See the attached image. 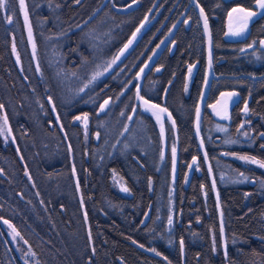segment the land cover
I'll list each match as a JSON object with an SVG mask.
<instances>
[{
  "label": "trees",
  "instance_id": "obj_1",
  "mask_svg": "<svg viewBox=\"0 0 264 264\" xmlns=\"http://www.w3.org/2000/svg\"><path fill=\"white\" fill-rule=\"evenodd\" d=\"M131 1L26 0L39 75L27 48L17 0H7L0 9V105L29 173H24L16 149L0 133V215L14 222L33 252L32 262L38 264H264V169L225 153L248 155L264 163V10L250 21L244 35L225 37L224 18L229 8L236 4L252 7L253 0H198L209 21L213 70L218 74L210 82L207 102L220 90L237 93L224 131L213 128L214 122H220L207 107L201 120L219 214L193 133L195 104L203 86L205 37L192 6L187 13L191 19L188 27L181 23L174 32L175 49L161 52L141 90L160 101L171 80L165 104L178 136L180 169L175 181L170 178L169 155L161 154L159 127L149 114L136 107L133 110L132 72L189 0H179L178 5L175 0H158V20L144 29L128 52L130 73L98 78L94 92L77 90L81 88L78 68L91 55L115 53L154 0H136L123 13L112 6ZM4 11L11 17L8 23ZM163 21L161 30L155 32ZM109 33L118 35V40H107ZM13 42L22 70L13 60ZM195 59L199 66L185 93V65ZM108 95L113 106L106 113L96 111ZM48 98L63 125L71 156ZM83 110L91 115L90 125L96 126L95 138L81 131L79 121H73V115ZM115 114L118 124L116 120L111 124L108 115ZM120 120L126 128L113 146ZM242 120L249 128L247 138L238 135ZM170 136L174 139L171 128ZM194 154L199 156L202 172L184 187L182 173ZM113 171L123 177L130 192L122 193L113 186ZM147 209L148 218L142 223ZM0 231L3 233L1 227ZM12 257L0 234V264H21L13 252Z\"/></svg>",
  "mask_w": 264,
  "mask_h": 264
},
{
  "label": "rangeland",
  "instance_id": "obj_2",
  "mask_svg": "<svg viewBox=\"0 0 264 264\" xmlns=\"http://www.w3.org/2000/svg\"><path fill=\"white\" fill-rule=\"evenodd\" d=\"M154 2H156V1L154 0L153 3ZM252 5H253L252 7H248V6L246 7L243 4H236V5L231 6V8H229V10L227 11V13L225 15V18H224V36L225 37H239L242 34L244 35V33L248 29L250 21L255 16H257L261 11L264 10V9H261L259 7V5L257 3V0H253ZM156 8H157V6L156 7H152L151 6V9H149V11L153 10V9H156ZM184 8H186V5H184L182 8L180 7L181 10L184 9ZM234 8H236V9H241V8L245 9V12H243V13H241V12H232V9H234ZM149 11H147V13ZM230 12L232 13L231 18L229 17V13ZM247 12H254L255 15L247 18V20H246L247 26L245 27L244 26L245 20L243 18L246 16ZM146 14L141 19L139 25L141 24L142 20L145 18ZM3 15L4 16H8L6 14V11L3 12ZM153 15H154L153 12L150 11L147 21L150 20V18ZM180 16H181V18L179 19ZM179 17H177V19H176V17L173 19V22H171V24L168 26V30L172 28L175 19H176V22H178L179 20H182L183 16L179 15ZM8 18L11 19L9 16H8ZM8 18L6 20L7 23H8ZM137 25L135 26V28L130 33V35L127 38V40H130L133 37V34H136V31L138 29ZM209 28H210V26H209ZM168 30L165 31V33L168 32ZM234 32H239V34L238 35H234L233 34ZM210 34H211V32H210ZM110 37L107 40H118V35L117 36H115V35L112 36V34H110ZM210 37H211V40H212V36L211 35H210ZM205 40L206 39L204 38V44H205ZM261 41H264V37L262 38ZM114 54L115 53L111 52V53H109L107 55L105 53L104 56H103V54H101V56L91 55L84 62V65L78 68V70H77L78 71L77 72L78 73V80L80 81L79 84H80V87H81V88H79V87L77 88V90H81L79 93L87 92V91L94 92L95 88L98 85L97 82H99L98 78H105L106 76H108L110 79H113V78H115L117 76H126L128 74V68L126 67V62H127L126 59L128 57V54L120 62L113 63V60L115 58ZM106 58H107V60H106ZM195 62L196 61L191 62L190 64H188L190 66L191 70L197 68L198 65H196ZM18 65L19 64L17 63V66ZM114 65L118 66V68L112 69V67ZM152 66H154V64H152ZM35 71H36L37 74H39V72H40L39 67L37 69H35ZM110 71H113V73H111V75H109ZM186 72H187V69L185 71V74H186ZM73 76H75V75H73ZM194 76H195V74H194ZM187 80H188V78H187ZM183 89H184L185 93L188 90V88L186 86H184ZM76 94H78V93H76ZM229 94H232V95H229ZM236 98H237V93L234 92V91H231L230 89L229 90L227 89V90L218 91L217 93H215L214 98L211 101L207 102L206 107L208 108L209 112L214 117L219 119V122H220L219 125H217L214 122L213 128L215 130L224 131V129L226 127V123H227V121L229 120V117H230V111H229L230 110V105H231L232 101L236 100ZM116 102H117V104L120 103L121 99L119 98ZM134 104H135V102H134ZM105 107H104V109H105ZM103 110H101V105L97 108L98 112H102ZM78 115H82V113H80ZM43 116H44V114H43ZM0 117H1V119H0V133L5 137V139L10 140L8 129L10 131H12V130H11V128L9 126L7 127L6 119H3L1 114H0ZM120 118H121V116H120ZM108 119H109V121H111V124H113L115 122V120H116L115 124H118L119 115L115 114L114 117L111 116V115H108ZM78 121L80 123H82V119L78 120ZM126 122H127V120H126ZM244 123H245V120H242V125L238 129V135L240 137L247 138L248 133H249V128H248L247 124L246 123L244 124ZM119 124H120V130H119L118 134L116 135L117 139H116L115 142H113V146H116V144L118 142V139L120 140V136H122L124 134V131H125L124 128H126L125 127L126 123L123 120H120ZM80 128H81V126H80ZM111 131H112L111 129L108 130V133L111 132ZM89 134H90V132H89ZM86 135H88V134H86ZM116 136H115V138H116ZM170 137H171V140H170L169 144H170V147L173 148L174 140H173L172 136H170ZM175 148H176V145H175ZM112 150H113V148H111V152H112ZM141 151H143V150H141ZM225 153L227 155L233 156L234 158H236L237 160H239L242 163H250V164L252 163V164H255V165L261 167V163L262 162H260L256 158L254 159L256 162H253L252 159H247V160L240 159V157H249L248 155L237 154L235 152H225ZM249 158H251V157H249ZM261 168L264 169V167H261ZM182 174L184 175V172ZM111 181H112L113 186L116 187L119 191L126 192V191H124V189H127V186H126V184H124L123 177L120 174H118L117 172L113 171L111 173ZM12 207H14V206L12 205ZM1 228L5 232L8 242L12 245L13 254H15V257L18 260H21L23 262L22 264H33V262H32V260L34 258L33 252L31 251L30 247L27 246V244H26L27 240L22 235V233L20 231H18L17 229H14L11 226V224H8V223L3 224L1 226ZM17 233H18V235H17ZM222 245H223V251H224V249L226 248L225 241H224V243ZM23 246H24V248H23ZM32 256H33V258H32Z\"/></svg>",
  "mask_w": 264,
  "mask_h": 264
},
{
  "label": "water",
  "instance_id": "obj_3",
  "mask_svg": "<svg viewBox=\"0 0 264 264\" xmlns=\"http://www.w3.org/2000/svg\"><path fill=\"white\" fill-rule=\"evenodd\" d=\"M17 3H18V6H19V11H20V16H21V20H22L24 35H25V38L27 40L29 52H30V55H31V57L33 59L34 64L36 65L37 61H36V54H35V41H34L35 38H34L33 28H32L31 22H30V16H29V11H28V8H27L26 0H23V6L21 5L20 0H17ZM134 4H135V2L132 1V2H129V3L125 4V5H123V6H117V8L120 9V10H126V9L132 8L134 6ZM154 4H155V2L153 3L152 6H154ZM194 5H195V7H197V9L199 11V15H200V18H201L202 26H203L204 31H205L204 18L206 17V14L203 11V15H202L201 10H203V9L200 7V5L197 3L196 0L194 1ZM25 12L27 13V20L25 19ZM181 15H183V12H182ZM146 16L142 20L141 24L146 19ZM180 18H181V16L179 17V19ZM178 22H175L173 24V28L170 29V32L166 33L164 38L158 43V45L153 50L151 57L148 59L147 62H145L142 65V67L139 70L140 73L138 74L139 75V79L141 78V75L144 73V71L151 65V63L157 57V55L163 49V47L168 43V40L172 36V32H173L174 28L177 26ZM29 29H31V32H29ZM204 33L206 35V40H207V65H206V71H205V77H204V81H203L202 90H201V93H200V96H199V100H198V104H197V109H199V116H197V110H196L194 129H195V134L197 135V138H198V145L200 146L201 151L203 153V156H204V159H205V163H206V168H207V171H208V173L210 175V178H211V181H212V184H213V187H214V191H215V183H214L212 170H211V167H210V164H209V160H208V157H207V154H206V151H205L202 139H201V135H200V132H199V121H200L202 110H203V108L205 106L206 92H207V89H208V86H209V83H210V79L212 77L216 76L214 74L213 70H212V64H211V37H210L209 25H208V30L205 31ZM13 55H14L16 61L18 62L17 54L15 52H13ZM141 69H143L144 71L141 72ZM139 84H140V82H138L137 87H135L136 94H137V89L139 88ZM137 96H138L139 100L141 101L142 106L146 110H150V111H153L154 113H156V116L159 117V119H161L162 115L164 113H166V111H163V112L160 111V109H165V108L161 107L159 104H157V103L153 104V102H151V101H149L147 99H144V98L140 99L141 96L139 95V93H138ZM145 100L148 101L147 105L144 103ZM104 102H103V104H104ZM151 105H158L159 107L158 108H152ZM166 114L169 115L168 113H166ZM6 124H7V120H6ZM7 127H8V125H7ZM8 131H9V129H8ZM9 134L11 136L10 131H9ZM175 169H176V156L173 159V173L175 172ZM72 170H73V168H72ZM73 174L75 176L74 170H73ZM74 178H75L74 182H75V185H76L78 199H79V202H81V195H80L79 187H78V184H77V180H76V177H74ZM146 218H147V213L145 214L142 222H144L146 220ZM219 218H220V222H222L221 216H219Z\"/></svg>",
  "mask_w": 264,
  "mask_h": 264
},
{
  "label": "snow or ice",
  "instance_id": "obj_4",
  "mask_svg": "<svg viewBox=\"0 0 264 264\" xmlns=\"http://www.w3.org/2000/svg\"><path fill=\"white\" fill-rule=\"evenodd\" d=\"M77 2H79V0H77ZM6 3H7V0H0V9H3V8H5V6H6ZM20 3H21V5L23 6V0H20ZM257 3H258V5H259V7L261 8V9H264V0H257ZM232 12H241V13H243V12H245V9H236V8H234V9H232ZM201 13H202V15H203V10H201ZM253 15H255V13L254 12H247L246 13V16L243 18L244 20H245V24H244V26L246 27L247 26V24H246V20H247V18L248 17H251V16H253ZM231 16H232V13L230 12L229 13V17L231 18ZM25 19L27 20V13L25 12ZM204 27H205V31H207L208 30V22H207V17H205L204 18ZM242 30V29H241ZM137 31H139V29H137ZM29 32H31V29H29ZM234 35H238L239 34V32H234L233 33ZM133 38H135V34H133ZM132 43V41L130 40L129 42H128V44H126L125 46H124V48L125 49H127L128 48V46L130 45ZM261 44H264V41H261ZM121 54H123V50H121ZM119 59V56L118 57H116L114 60H113V63H115V60H118ZM144 70L143 69H141V72H143ZM138 93H139V90L137 91V95H138ZM223 95V94H222ZM229 95H232V94H229ZM140 99H143L142 97H140ZM144 103L147 105L148 104V101H144ZM108 104V101L106 100L105 102H104V104L103 105H101V110H103L104 109V107L106 106ZM0 107H2V105H0ZM151 107L152 108H158L159 106L158 105H151ZM160 111L161 112H163V111H166V109H160ZM245 111H247V108L245 107ZM154 115L156 114V113H153ZM197 116H199V109H197ZM158 119H159V117H157ZM77 119H80L79 117H77ZM129 119H131V117H129ZM161 134H163V125L161 124ZM173 156H175V149L173 148ZM240 159H245V160H247V159H252L253 160V162H256L255 160H254V158H249V157H240ZM261 167H264V163H261ZM124 191H127V189H124ZM5 223H7V221H5ZM169 223H171V218H169ZM221 231H223V228L221 227ZM17 235H18V233H17Z\"/></svg>",
  "mask_w": 264,
  "mask_h": 264
},
{
  "label": "flooded vegetation",
  "instance_id": "obj_5",
  "mask_svg": "<svg viewBox=\"0 0 264 264\" xmlns=\"http://www.w3.org/2000/svg\"><path fill=\"white\" fill-rule=\"evenodd\" d=\"M178 1H179V0H175L174 4H175V5H176V4L178 5ZM188 2H189V1H188ZM188 2H187V4H188ZM187 4H186V8L182 9V10L179 11V13L177 14L176 19H177V17H179V15H181V13H182V11H183V15H182L183 18H182V20H179L177 26L174 28V30H173V32H172V37H171L169 40H175V39L173 38L174 32H175V30L177 29V27H178L181 23H183L185 27H188V25H189L191 19H190V16H188L187 13H188V9H189V7H191V6L193 7V5L189 4L188 7H187ZM173 6H174V5H173ZM193 8H194V7H193ZM194 9H195V8H194ZM151 11L153 12L154 15L152 16V18H151L149 24L152 23L153 21H155V20L159 17V16H158V8H157V9H153V10H151ZM123 12H124V11H121V13H123ZM9 17H10V16H9ZM10 18H11V17H10ZM176 19H175V21H176ZM10 20H11V19L8 18V22H10ZM157 20H158V19H157ZM149 24H148V25H149ZM163 24H164V21L160 24V26L157 28V31H155V32L160 31L161 28H162V26H163ZM148 25H147V26H148ZM167 30H168V28L166 29V31H167ZM164 33H165V32H164ZM164 33L162 34L161 37L164 36ZM161 37H159L157 40H159ZM175 45H176V43H175ZM174 49H175V46H174ZM174 49H173V50H174ZM79 113H80V112H79ZM77 114H78V113H77ZM75 115H76V113L74 114V117H73L74 119H73V121H78V120H80V119H76V116H75ZM79 118H80V117H79ZM92 121H93V120H91L89 123H92ZM198 163H199V162H198ZM194 169H195L194 172L200 175L201 172H199V168H196V167H195ZM194 172H193V173H194ZM199 175H198V176H199Z\"/></svg>",
  "mask_w": 264,
  "mask_h": 264
},
{
  "label": "bare ground",
  "instance_id": "obj_6",
  "mask_svg": "<svg viewBox=\"0 0 264 264\" xmlns=\"http://www.w3.org/2000/svg\"><path fill=\"white\" fill-rule=\"evenodd\" d=\"M207 94H208V89H207V92H206V100H205V102L207 103ZM216 197L218 198V192L216 191Z\"/></svg>",
  "mask_w": 264,
  "mask_h": 264
}]
</instances>
